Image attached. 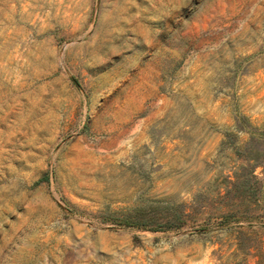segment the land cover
<instances>
[{
    "label": "rangeland",
    "instance_id": "rangeland-1",
    "mask_svg": "<svg viewBox=\"0 0 264 264\" xmlns=\"http://www.w3.org/2000/svg\"><path fill=\"white\" fill-rule=\"evenodd\" d=\"M0 264H264V0H0Z\"/></svg>",
    "mask_w": 264,
    "mask_h": 264
},
{
    "label": "trees",
    "instance_id": "trees-1",
    "mask_svg": "<svg viewBox=\"0 0 264 264\" xmlns=\"http://www.w3.org/2000/svg\"><path fill=\"white\" fill-rule=\"evenodd\" d=\"M145 215V214H144ZM145 219L143 214L141 212H136V215L134 217L131 216H122L120 219H114L118 224H123L126 226H147L146 221L142 220V217ZM177 221L180 220V217H177ZM142 220V221H141Z\"/></svg>",
    "mask_w": 264,
    "mask_h": 264
}]
</instances>
